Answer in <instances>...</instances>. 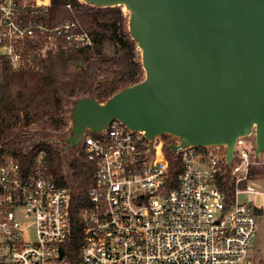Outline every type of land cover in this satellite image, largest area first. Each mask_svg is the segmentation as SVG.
Wrapping results in <instances>:
<instances>
[{
  "label": "built area",
  "instance_id": "obj_1",
  "mask_svg": "<svg viewBox=\"0 0 264 264\" xmlns=\"http://www.w3.org/2000/svg\"><path fill=\"white\" fill-rule=\"evenodd\" d=\"M51 8V0H0V56L14 68L25 64L29 42L60 38L73 49L93 46L78 21L52 26ZM245 139L238 138L228 166L226 146L166 151L179 139L151 141L119 120L101 132L86 130L83 149L95 173L77 249L69 247L71 191L55 182L44 152L27 169L2 158L0 264H252L257 211L239 197L258 191L252 182L240 187L253 159ZM227 172L233 197L218 186Z\"/></svg>",
  "mask_w": 264,
  "mask_h": 264
},
{
  "label": "water",
  "instance_id": "obj_2",
  "mask_svg": "<svg viewBox=\"0 0 264 264\" xmlns=\"http://www.w3.org/2000/svg\"><path fill=\"white\" fill-rule=\"evenodd\" d=\"M81 1L127 9L144 78L104 102L75 100L65 152L115 120L151 141L178 138L166 151L226 146L228 166L240 137L255 133L264 152V0Z\"/></svg>",
  "mask_w": 264,
  "mask_h": 264
},
{
  "label": "trees",
  "instance_id": "obj_3",
  "mask_svg": "<svg viewBox=\"0 0 264 264\" xmlns=\"http://www.w3.org/2000/svg\"><path fill=\"white\" fill-rule=\"evenodd\" d=\"M51 1L52 26L78 21L94 43L87 49H73L60 38L29 42L25 64L18 68L0 56V160L11 156L27 169L44 152L55 182L71 191L69 247L77 249L83 236L80 212L87 204L95 167L82 153L72 164L69 180L60 146L44 141L29 146L34 136L27 134L28 128L38 125L36 135L46 139L49 130L59 132L68 126L62 111L64 100L94 97L104 102L142 81L144 69L138 45L129 34V16L121 7L99 8L78 0ZM178 173L179 169L174 177ZM259 173L262 172L250 171L251 176ZM246 184L244 181L240 187L244 189ZM218 186L228 196H234V183L226 173L219 177Z\"/></svg>",
  "mask_w": 264,
  "mask_h": 264
},
{
  "label": "rangeland",
  "instance_id": "obj_4",
  "mask_svg": "<svg viewBox=\"0 0 264 264\" xmlns=\"http://www.w3.org/2000/svg\"><path fill=\"white\" fill-rule=\"evenodd\" d=\"M78 1L80 3H84L81 0H78ZM121 9L123 10L126 16H129V12L127 11V9H125L123 6H121ZM46 51H47V48H44L43 53H46ZM140 54H141V51H140ZM74 102L73 100H64L62 111H63V116L66 118L68 122V126L65 127L63 130L59 132L49 130L50 132H47L46 139H43L40 136L36 135L37 133L36 131L38 130V125L29 127L28 132H27L29 136L31 137L34 136L32 141L29 143V146L38 144L41 141H44L45 143H49L53 145L58 144L60 146V148L62 149L61 155L64 161L65 172L69 180L71 179V176L73 173V169H72L73 162L76 160H79L81 158V154L84 153L83 144H81L77 148L69 149L66 152L63 146L66 139H69L71 137L72 111L74 107ZM245 140L247 141L246 148L249 149L251 156L253 157L250 171L254 169L262 173L251 176L250 171H249L248 181H245V182H247V184L249 182H252L253 183L252 186L254 187L256 191H258V193L242 194L239 197V201L241 203H247L249 200H251L253 202V208L256 209V211H259L257 214V223H258L257 232H256V236L254 237L251 243L249 259L251 260L252 264H264V173H263L264 171V152L256 156L255 137L249 136V137H246ZM226 174H229V172H227ZM241 174L242 173L240 172L238 176H240ZM30 238H33V236H30Z\"/></svg>",
  "mask_w": 264,
  "mask_h": 264
}]
</instances>
